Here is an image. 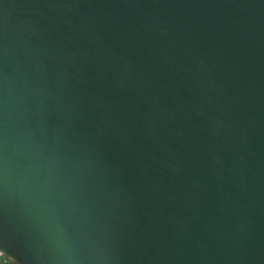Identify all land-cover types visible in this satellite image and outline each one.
Segmentation results:
<instances>
[{
    "label": "water",
    "instance_id": "1",
    "mask_svg": "<svg viewBox=\"0 0 264 264\" xmlns=\"http://www.w3.org/2000/svg\"><path fill=\"white\" fill-rule=\"evenodd\" d=\"M0 250L264 264V0H0Z\"/></svg>",
    "mask_w": 264,
    "mask_h": 264
},
{
    "label": "built area",
    "instance_id": "2",
    "mask_svg": "<svg viewBox=\"0 0 264 264\" xmlns=\"http://www.w3.org/2000/svg\"><path fill=\"white\" fill-rule=\"evenodd\" d=\"M10 263L17 264L12 258L7 256L6 254L3 253L2 250H0V264H10Z\"/></svg>",
    "mask_w": 264,
    "mask_h": 264
},
{
    "label": "flooded vegetation",
    "instance_id": "3",
    "mask_svg": "<svg viewBox=\"0 0 264 264\" xmlns=\"http://www.w3.org/2000/svg\"><path fill=\"white\" fill-rule=\"evenodd\" d=\"M10 264H15V263H10Z\"/></svg>",
    "mask_w": 264,
    "mask_h": 264
}]
</instances>
